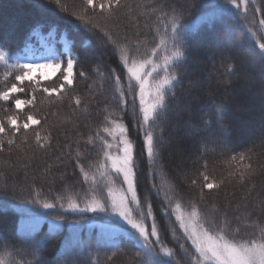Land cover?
Returning a JSON list of instances; mask_svg holds the SVG:
<instances>
[{"label":"trees","instance_id":"obj_1","mask_svg":"<svg viewBox=\"0 0 264 264\" xmlns=\"http://www.w3.org/2000/svg\"><path fill=\"white\" fill-rule=\"evenodd\" d=\"M1 2L6 6L0 11V48L8 52L9 63H16L17 60L25 62L29 51L41 47L39 38L47 33L54 36L60 55L63 52L59 40L63 39L67 47L71 48V53L79 59L74 66V73L77 74L74 91L68 93L62 104H49L41 93L36 94L35 109L25 106L20 111L15 109L11 100L0 101V119L18 113L23 120L30 111L37 112L38 117L48 113L49 119L45 127H51L73 112L74 106L69 107V98L77 94L88 104V111H83V108L76 110L72 117L74 124L51 127L52 143L45 149L35 145L33 133L29 131L28 145L23 146V152L14 149L11 153L7 150L0 153V162L9 161L10 165L0 164V172L3 173L0 175V258H4L8 264H37L38 261L42 264H134L133 256L138 251L134 243L124 240L117 250L112 247L113 232L99 227L105 223V213H73L26 203L33 186L41 192L42 198L48 200H54L58 194L66 195L68 192H79L82 196L88 187L82 183L79 170L75 167V149L79 147L91 160H96L99 156V144L93 148L85 141L102 124L106 114L105 105H108L109 110L116 107V101L112 99V81L108 78L109 68H116L120 72L116 52L112 45L91 37L70 14L74 10H80L83 0H61L68 6L67 13L60 11L52 0H0ZM124 2L136 5L141 0ZM220 2L222 0H157L169 12L175 8L182 23L191 22L197 28L186 48L187 59L177 69L181 82L175 90V97L170 98V108L160 125L163 129L161 162L164 172H160L158 168L155 180L149 171L146 155H140L143 134L137 130L131 110L120 113V109L116 108L117 113L123 115L124 122L129 127L130 138L136 144L139 176L137 190L141 202L144 203L145 197L151 202L161 240L177 251V259L181 260V264H186V259L179 245L183 243L190 248V242L184 239L174 223L175 217L165 215L163 191L157 193L152 184L155 182L163 189H170L175 185L177 198L187 203L198 195V188L191 186L190 180L197 178L205 161L209 174L218 179L227 175L225 161L235 153L253 149V165H264V150L260 147V128L264 123V65L253 55V44L247 31V27L251 25L242 17L224 15L214 25L200 24L202 16H219L218 10L209 5ZM255 4H264V0H255ZM154 22L155 16L148 21L149 27H144V20L141 18L140 27L136 29L129 25L123 15L114 21L121 25L122 35L127 30L129 40H147L149 45L155 42V33L151 30ZM63 54L61 56L65 59L67 55ZM228 64L234 65L233 72L227 70ZM96 69L105 74L103 80ZM6 70L0 64V90L5 87L6 82L2 77ZM211 70L213 73L209 76V83L205 84L204 76ZM79 71H84L86 78L80 77ZM58 76L59 74L51 80H44L42 84L52 87L54 82L59 83ZM12 82L14 76L9 77L7 85L10 86ZM24 86L25 93L15 94L18 98H29L30 82L25 81ZM214 104H223L227 109L219 122L212 107ZM57 108L59 116H52L51 112ZM205 120L212 121L210 130H205ZM185 126L200 134L206 132L209 137L215 138V142L212 144L197 136L201 141L200 149H196L194 155L186 153L181 166L174 153L182 149L180 141ZM34 127L41 130L40 126ZM159 131L158 129V134ZM237 139L240 141L236 142ZM17 143H20L19 135ZM70 151L72 155L68 154ZM33 152L35 158L30 159ZM163 176H166L164 183L161 180ZM254 182V189L248 184L241 185L232 181L225 183L219 190H206L202 207L210 209L212 204H216L219 208L217 219L227 213L233 226L239 223L242 234H245L243 226L247 213L255 211L259 215L258 201L264 200V170L258 168ZM5 183L8 185L6 191L3 189ZM57 215H62L65 219L57 221L54 219ZM238 215L241 217L240 221L234 219ZM147 222L150 225L151 218ZM173 229H176L175 236ZM247 231L250 233L251 229ZM74 236L79 238L78 242L73 240ZM97 239L101 240L100 244ZM81 243L90 247L81 252ZM112 252L116 254L109 260L108 256Z\"/></svg>","mask_w":264,"mask_h":264},{"label":"snow or ice","instance_id":"obj_2","mask_svg":"<svg viewBox=\"0 0 264 264\" xmlns=\"http://www.w3.org/2000/svg\"><path fill=\"white\" fill-rule=\"evenodd\" d=\"M56 7L67 13V4L61 0H52ZM250 5L252 7L250 8ZM196 5L194 4L193 7ZM218 10L219 16L205 15L200 17L201 25H214L218 18L224 15L240 16L250 27L247 31L253 44V55L264 65V4L256 6L255 0H222V2L209 5ZM82 25L91 37L98 38L101 43L110 44L116 52L120 72L116 68L108 69V78L112 81V99L116 107L109 110L105 105L106 114L103 122L85 141L93 148L99 144V156L91 160L79 147L75 149V167L79 170L82 183L88 187L81 196L79 192H68L66 195H57L54 200L42 198L41 192L33 186L30 190L29 204H39L44 209L60 208L73 213H105V223L100 225L101 230H110L114 234L112 247L119 250L124 240L133 242L138 251L134 254V264H181L177 259V251L169 247L160 237L153 213V207L147 197L144 203L138 194L139 176L137 170L136 144L130 138L129 127L124 122V117L118 114L131 110L136 120L137 130L143 134V149L141 156L146 155L149 171L155 180L157 169L164 172L161 162V148L163 129L160 125L170 108V98L176 95V88L181 82L177 69L186 61V48L197 26L191 22L182 23L176 9L171 12L165 10L157 0H141L139 4H127L124 0H83V6L78 11L70 13ZM123 15L132 28L139 29L141 18L144 27H149L148 21L155 16L151 30L155 33L154 44L149 45L147 40H129L127 30L122 35L121 25L114 23ZM255 29V30H254ZM258 33H260L258 35ZM65 59L55 54L45 57L44 62L32 60L21 63H9V54L0 48V64L6 67L3 73L5 87L0 90V101L14 104L16 110L23 111L25 106L36 108L37 93L47 98L49 104L63 103L69 92L74 91V66L78 57L67 49ZM61 55H64L61 53ZM39 70L40 78L36 79L34 73ZM227 70L234 71V65L228 64ZM103 80L105 74L96 69ZM59 73L52 87L42 84L44 80H51ZM80 77L86 78L84 71H79ZM14 76V82L7 85L9 77ZM25 81L30 82L29 98L21 99L15 94L25 93ZM19 85V86H18ZM100 87H103L101 83ZM69 107L73 112L51 127L63 124H74L72 117L76 110L83 108L88 111V104L80 95H72ZM43 103V100L41 101ZM214 113L222 119L227 111L223 104L212 105ZM7 112L8 109H5ZM52 116H59V108L51 112ZM49 114L38 117L37 112L30 111L25 119L21 120L19 114H10L0 119V153L14 149L24 151L23 146L28 145V133H33L35 145L40 149L51 146L52 130L45 127ZM34 126H40L38 130ZM205 130L212 128V121H204ZM159 131V134L157 130ZM261 149L264 150V123L261 124ZM20 143H17V137ZM71 148V146H68ZM72 155L70 151L68 153ZM253 149L248 152L235 153L225 161L228 168L227 175L216 178L208 172L207 161L202 165L203 170L198 172L197 178L190 180L191 186L198 188L195 199L183 202L177 198L175 185L170 189H163L155 182L152 188L157 193L163 191L165 205L164 213L169 217L174 216V223L182 232L184 239L190 242V248L181 243L179 248L184 252L186 264H264V200L258 201L259 215L255 211L247 213V219L242 227L238 223L233 226L227 213L217 219L219 208L212 204L211 208L202 207L205 201V192L219 190L225 183L236 181L241 185L248 184L251 189L256 187L254 177L258 168L264 170V165L254 166L252 163ZM27 156L28 154L25 153ZM35 158L33 152L29 157ZM9 165V161L0 162ZM10 166V165H9ZM50 169H46L48 171ZM0 175H3L0 172ZM166 182V176L161 178ZM7 183L3 185L6 191ZM251 192H249V195ZM151 218V224L148 220ZM57 221L65 218L62 215L54 217ZM240 221L238 215L234 217ZM251 232L248 233V229ZM176 229H173L175 236ZM75 242L79 238L74 236ZM100 244L101 240L97 239ZM65 247L68 245L66 243ZM90 245L80 244L83 252ZM112 252L108 256L111 260L115 256ZM0 264H8L0 258ZM22 264V262H17ZM37 264H42L38 261Z\"/></svg>","mask_w":264,"mask_h":264},{"label":"rangeland","instance_id":"obj_3","mask_svg":"<svg viewBox=\"0 0 264 264\" xmlns=\"http://www.w3.org/2000/svg\"><path fill=\"white\" fill-rule=\"evenodd\" d=\"M5 4L4 3H0V11L3 10L2 8H5ZM50 33H47L45 36H41L39 38V45H41V47L36 48L32 51H29L25 62L28 61H32V60H37L39 62H44V58L51 56L53 54H55L56 56H60V58L63 60L62 56L58 53L56 45H55V40H54V36L53 35H49ZM59 41H61L62 45H61V49L62 52L65 53L66 55H68V47L67 44L65 43V41L63 39H60ZM42 43V44H41ZM228 49V48H226ZM213 73V70H211V72H209L208 74H206V76H204V80L203 82L205 84L209 83V76H211V74ZM59 73H57L56 75H58ZM34 76L36 79L40 78V71L37 70L34 73ZM203 112V111H201ZM197 134V135H196ZM197 136H201L203 140H206L210 143H214L215 142V138H211L209 137L206 132H202L197 133V131L195 129H191L189 127L184 128V132L182 135V140L180 141L182 143V149H180L177 153H174L175 157L177 160L179 161V165L182 166V162L184 161L185 155H187L186 153H189L190 155H194L195 150L196 149H200V139ZM216 136V135H215ZM218 136V134H217ZM256 136V135H253ZM253 136H250V138H252ZM187 139V140H186ZM240 139H237L236 142H239Z\"/></svg>","mask_w":264,"mask_h":264}]
</instances>
